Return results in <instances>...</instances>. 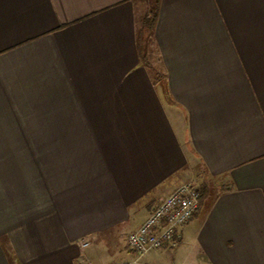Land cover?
<instances>
[{
	"label": "crops",
	"instance_id": "1",
	"mask_svg": "<svg viewBox=\"0 0 264 264\" xmlns=\"http://www.w3.org/2000/svg\"><path fill=\"white\" fill-rule=\"evenodd\" d=\"M138 3L0 0V264H131L189 182L178 246L137 264H264V0H159L158 81Z\"/></svg>",
	"mask_w": 264,
	"mask_h": 264
},
{
	"label": "built area",
	"instance_id": "2",
	"mask_svg": "<svg viewBox=\"0 0 264 264\" xmlns=\"http://www.w3.org/2000/svg\"><path fill=\"white\" fill-rule=\"evenodd\" d=\"M199 206V188L190 183L181 185L163 199L142 225L127 237V244L135 254L131 264H137L151 251L176 248L182 228L192 220Z\"/></svg>",
	"mask_w": 264,
	"mask_h": 264
},
{
	"label": "trees",
	"instance_id": "3",
	"mask_svg": "<svg viewBox=\"0 0 264 264\" xmlns=\"http://www.w3.org/2000/svg\"><path fill=\"white\" fill-rule=\"evenodd\" d=\"M144 7V14L139 20L137 29V49L140 62L155 73V79L160 80V75L150 62V46L153 43L154 28L157 21L159 0H134ZM200 205L207 196V186L199 188Z\"/></svg>",
	"mask_w": 264,
	"mask_h": 264
},
{
	"label": "rangeland",
	"instance_id": "4",
	"mask_svg": "<svg viewBox=\"0 0 264 264\" xmlns=\"http://www.w3.org/2000/svg\"><path fill=\"white\" fill-rule=\"evenodd\" d=\"M136 14H137L138 20H140L141 17L143 16V14H144V7H143V4L138 3V6H137V8H136ZM156 68H157V72H158V74H159L160 76H162V68L160 67V65H157ZM152 76H153L154 78L156 77L154 72H152ZM161 79H162V77H161ZM189 183H190V184H194V182H189ZM195 184H196V183H195ZM195 184H194V185H195Z\"/></svg>",
	"mask_w": 264,
	"mask_h": 264
}]
</instances>
